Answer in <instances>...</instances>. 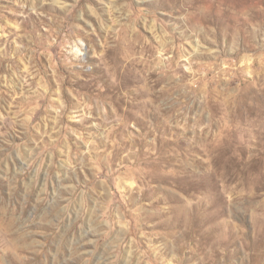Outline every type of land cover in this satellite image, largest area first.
Wrapping results in <instances>:
<instances>
[{"label":"rangeland","instance_id":"1","mask_svg":"<svg viewBox=\"0 0 264 264\" xmlns=\"http://www.w3.org/2000/svg\"><path fill=\"white\" fill-rule=\"evenodd\" d=\"M0 264H264V0H0Z\"/></svg>","mask_w":264,"mask_h":264}]
</instances>
